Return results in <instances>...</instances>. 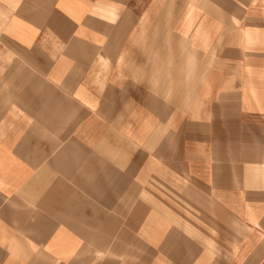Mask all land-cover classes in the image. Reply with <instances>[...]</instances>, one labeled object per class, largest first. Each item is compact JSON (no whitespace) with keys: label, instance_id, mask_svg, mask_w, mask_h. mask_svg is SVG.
<instances>
[{"label":"crops","instance_id":"obj_1","mask_svg":"<svg viewBox=\"0 0 264 264\" xmlns=\"http://www.w3.org/2000/svg\"><path fill=\"white\" fill-rule=\"evenodd\" d=\"M0 264H264V0H0Z\"/></svg>","mask_w":264,"mask_h":264}]
</instances>
